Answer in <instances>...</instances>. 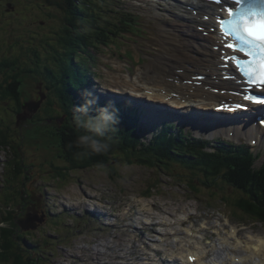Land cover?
<instances>
[{"label":"rangeland","instance_id":"rangeland-1","mask_svg":"<svg viewBox=\"0 0 264 264\" xmlns=\"http://www.w3.org/2000/svg\"><path fill=\"white\" fill-rule=\"evenodd\" d=\"M127 5L133 6L136 5L135 0H125L124 1ZM146 1H144L145 3ZM36 0H16L14 9L9 10L6 8L1 9L0 5V61H4V57L8 58L6 59L7 62L10 64H15V69L19 66H25V63H28L29 60H31V55H27L28 52L32 54V52H35L38 54L39 52H42L41 56L43 55L44 57H47V53H45L43 49V44L48 45L49 42H55L56 39H60L59 37L56 38H50L55 36L53 31V25L55 24L56 30L57 31H63V20L59 18L61 16L60 11L57 13L56 9L53 7L46 6V10L48 11V14L45 11H41L44 9L43 6H37L39 4ZM139 8L140 11H143L144 9H150L147 4H142ZM45 12V14H43ZM54 14V15H52ZM156 16V15H152ZM69 23L66 24L68 26ZM154 29H157L158 34H164L163 30H161L157 25H153ZM165 27V26H164ZM151 31V29H150ZM52 32V33H51ZM27 33H32L31 35H28ZM36 35V37L34 36ZM50 35V37H48ZM159 35V36H160ZM131 38V37H130ZM161 41H162V37ZM134 39L131 40H123L124 44L120 47H117L115 42H111V46L109 48H104V52L102 55V61H101V67L103 68L102 73L104 74L103 77H105L106 81H110L113 85L117 87H125L129 90L130 86L134 83L135 78H133L131 75H136L140 76V72H144L145 74L143 77H146L148 74H153L156 76L154 73V69L158 68V63L156 62V57L153 60V55H155L158 51L157 48L158 46L154 45L152 47H149V51L145 50V48L142 46L143 43L141 42V39H138L137 42L133 41ZM150 43L149 41H147ZM163 42V41H162ZM128 44L133 46V49L128 46ZM132 55L135 54L137 56L136 61L139 62L138 59H144V61H141L143 64L141 65H135L134 62H132L133 57H126V54ZM159 54V53H158ZM125 56V57H124ZM28 58V59H27ZM30 58V59H29ZM162 58L165 59L162 55ZM24 60V61H23ZM88 60L90 61H95L96 58L92 59L90 56H88ZM129 63V64H128ZM112 64H115L113 67ZM131 69V71H129ZM15 70V71H16ZM5 73L3 74H12L9 73V71H3ZM12 72V71H11ZM131 73V74H130ZM147 73V74H146ZM2 74V75H3ZM24 74V73H23ZM21 74V76L23 75ZM20 76V77H21ZM5 77H0V86H4L7 88H3L2 91L0 92L1 95L3 96H10L9 104L3 103L5 100H0V104L3 106H0V118H5L4 120L0 119V124L5 127L7 130H11L13 134L10 137V139L7 138L8 131H4L0 128V144L3 142V145L9 144L10 145V152L14 156L15 162H18L19 164H15L13 166V176L12 180L15 182L14 185L17 186L15 190L16 191V200H19V198L22 196L23 191L31 190L39 194L41 187L46 184H51L55 188H49L48 191L39 194L40 199L44 200V206L48 207L51 211L54 213L60 212L61 208H64L61 202H64L68 206H71V202L74 201V199H62L60 198V195L63 193L67 197L70 194L72 197H74L73 194H77L79 190L84 188V190L91 194V195H96L100 196L103 192H112L114 191L118 196L122 198H126L128 195L132 196L134 194L139 193L140 190H142L145 187V183L143 180V175L142 173L144 172V169L148 171V173L152 174L153 171H149V169L142 167V165H129V164H124L120 163L118 168L116 169V173L113 174V177H110L111 175L108 173V170L104 168L103 170L97 169V165L93 164H86L87 169L85 170H78L76 172H70L68 173V178L69 182L67 185L64 186V189H60L54 184L52 181H49L51 178H53L52 173L48 167L50 164H44L45 161H50L51 163H55V165L59 164H64L66 165L67 163H63L60 161L59 158H57L58 155V150L56 147L58 146V143L56 142V139L54 135L51 132H48V137L45 136L44 138V146L38 144L40 140L43 139V136L35 134L34 132V123L36 121V116L38 115L37 110H29L28 113L30 114L31 117H18V113L21 110H24L26 105L24 102H31L34 100V98L37 97L38 94V88L42 85H40L36 80H34V77L26 76L23 75L21 77V86L19 87V84L13 85L14 88H19L21 90L22 94L20 96L12 98V95L14 94L11 89H9L8 84L6 83V80H4ZM32 81H30V79ZM90 80V77L89 79ZM138 80V79H137ZM143 80L147 81V79ZM150 86L152 85V82H150ZM130 85V86H129ZM130 89L129 91H131ZM55 100V99H53ZM77 106H75L76 109ZM6 112L8 114H6ZM57 112L58 114H54V111L50 112L51 117H49L52 121L56 116H63V109L60 108L57 105ZM10 113V114H9ZM34 116V119L33 117ZM40 117V113H39ZM30 118V119H29ZM33 120V121H32ZM60 125H63L65 120L59 119ZM67 127H69L68 123L66 122ZM50 127H48L49 129ZM66 140L68 139V134L66 131H64ZM35 134V135H34ZM54 141H53V140ZM76 137L71 138V143L73 145L75 142ZM5 142H7L5 144ZM37 143V145H34ZM40 146V147H39ZM80 150L78 148L72 149L73 153L79 152ZM76 156V155H75ZM6 160H12L10 157L9 149L7 147H2L0 148V204L2 205H11L13 206L15 203V200L12 201L10 198V193L7 195V189L6 186L11 184L8 180L9 178L6 177L5 175V161ZM96 162V161H94ZM24 164V165H23ZM32 164H34V168H32ZM21 165V169L23 172H21L19 175L17 173L19 172L18 166ZM93 166V167H92ZM180 167V166H178ZM30 169V175H28L29 171H26L27 169ZM181 168V167H180ZM177 168V169H180ZM146 174V173H145ZM158 173H153V175H157ZM28 176V177H27ZM163 178H166L169 182H173L174 179L172 176H167L163 175ZM30 177V178H29ZM29 178V180H28ZM41 178L47 179L46 181L42 180ZM46 182V183H42ZM52 182V183H51ZM182 183L186 185H190L193 189H196V185H194L191 181V179L186 175V177L183 178ZM24 184V188L22 187ZM81 187H80V186ZM181 189V190H180ZM180 189L175 186L174 189H172V194L175 195L176 197L179 196L180 192L182 194V197L185 199L187 203H190L191 207L193 209L198 210V214L196 217H194L196 225L199 224V221L203 220L204 218L208 219V222L211 224L216 223L217 220H222L225 222V215L223 213L220 214H210L209 208L211 207V204H209V200L204 197V200L206 201H201L197 197V193L193 192L191 195L187 194V187L184 185L180 186ZM12 191V190H11ZM47 193L50 194V198H47ZM148 197L151 196L148 192H141ZM106 196L113 195L111 194H103ZM87 197H91L88 196ZM117 197V196H116ZM166 194L162 193L159 194L158 196L155 195V197H149L146 200L150 202H157L160 204L166 203ZM118 199V198H116ZM25 201V197L21 198L20 203H23ZM156 204V203H155ZM155 204H152L154 208L157 206ZM218 204V205H217ZM215 204L216 208L218 210H225L223 208V202H220ZM93 205V202H91V206ZM214 205V204H213ZM221 207H220V206ZM143 207L146 209H150L148 207V202H143ZM88 209V206L86 208L84 207V210ZM96 209V208H95ZM188 209V204H178L176 207H170L168 208L169 213H175L177 212L178 214H182L183 210ZM212 209V208H211ZM97 211V210H96ZM156 209H154V214L151 216H156L157 215ZM7 212L4 209L0 210V219L3 214H6ZM217 213V212H216ZM15 220L17 223L21 222V220L25 216V208L23 206L22 210L20 212H14ZM95 216V215H94ZM111 218V217H110ZM169 218V216H168ZM56 219V218H55ZM112 219V218H111ZM156 219V218H155ZM160 219H165V218H160ZM229 225L226 226V232L221 230L220 228L217 229L219 232L218 234L215 233L216 229H212V232H208V247L212 246L214 247V241H219L221 239V233L222 235H227V233L231 232L230 228L233 226L238 229L239 233L238 236L240 238H244L243 234L245 235H254L253 238H257V236H264V230L259 229L258 226H250V225H235L234 222L231 221L230 218H227ZM210 220V221H209ZM167 225H161L158 224L157 228L159 232L163 233L162 236L166 237V240L163 238L164 242H161V245H155L156 247L162 248L164 250H167L169 252H164L165 255H168V260L172 261L173 255L177 250L183 249L181 244L178 242H175L172 237L175 236V228L173 225L169 224V219L167 221ZM0 225H3L2 222H0ZM6 225L8 226V230H11L12 234L4 233L3 235H0V264H7V257H8V243L6 242L7 236L10 237L12 240L15 239V230L23 234L21 238V243H23L24 239L29 235L28 230H19L17 228L18 225H12L10 218L6 221ZM53 224L46 225L44 224L43 228L41 226L37 227L34 229V232L32 234V239L34 241H39L42 246L45 245L44 241L42 240L43 238L45 241L48 243L50 240H52L55 237V232L52 229ZM20 226V225H19ZM156 228V229H157ZM6 230V232L8 231ZM0 231L2 229L0 228ZM26 232V234H25ZM170 233V234H169ZM180 237V235H179ZM250 237V236H249ZM147 238H156L154 234L149 233L147 234ZM146 238H143V240ZM234 240L235 237H233ZM250 239V238H249ZM264 237H261V240H263ZM247 240V239H246ZM246 240H237V242L240 243V246L245 247V250L240 249L239 251H236L235 248L234 250L237 252V255L245 253H249L251 251L248 249L249 245H245ZM77 241V240H76ZM137 242H140L139 240H135ZM226 241L223 239V242ZM182 242V239H181ZM229 242H227L228 244ZM261 243V242H260ZM82 245H65V246H59V248L56 250L54 253L53 249L56 248L55 242L52 243L51 245H46L44 249V254L48 256V259L45 264H60L59 261L54 260L53 254L54 255H59L61 253L65 254V257H70L72 256H84V252L81 250ZM161 246V247H160ZM207 246V245H206ZM215 249V247H214ZM213 249V250H214ZM230 249V248H229ZM211 251L210 256H216L217 254L215 251ZM231 250V249H230ZM183 253V251H178L177 256ZM185 253V252H184ZM177 257L176 255H174ZM230 257V254L228 255ZM227 256V258H228ZM61 261V264H88L84 263L83 260L73 261L72 258L70 259H65ZM185 261V260H183ZM44 264V263H43ZM92 264H98L97 262H94Z\"/></svg>","mask_w":264,"mask_h":264},{"label":"bare ground","instance_id":"bare-ground-1","mask_svg":"<svg viewBox=\"0 0 264 264\" xmlns=\"http://www.w3.org/2000/svg\"><path fill=\"white\" fill-rule=\"evenodd\" d=\"M200 3L202 2L200 1ZM200 3L194 2L193 5H196V7L193 5L192 6L193 9H197V11L193 10L190 13V19L192 22L195 23V30L193 31V33L195 34L198 33L197 39H195L194 42L195 43L198 42L200 45L201 43L206 41L211 44L215 41V35L211 31V29H206V28L207 25L210 24L209 15L212 10L211 8L205 5H201ZM200 9L201 12L199 11ZM189 11H190L189 9H186V12ZM205 17L207 18L205 19ZM164 28L167 27L165 26ZM202 28L203 31L205 32L206 30H210V34L207 31L206 34L209 35L204 36L199 31ZM165 36L166 35H164L163 33L160 35V37L163 38L162 39L163 42L165 40L164 39ZM180 41L175 43L174 45L172 42L171 43L166 42L165 48H157V51L159 53L158 55H156L157 58L156 62L158 63V68L154 69V73L156 74V76L154 79L150 80V82H152V85L150 87L152 91L161 89V97H154L152 95H146V96L152 100L161 99L164 102L176 103V105L187 106V107L196 104H197L196 106L202 107L203 105H205V100L215 101L214 99L228 98V96L218 95L214 93V91L212 90L214 88H219L220 86H226L227 84L225 82H221V80L219 81V77H221L222 75L221 73L222 69L219 67V62L217 61V55L211 51V49L209 48L210 46L207 43H203L205 46H201V45L194 46L193 44H191L189 45V48H187ZM175 45L179 48L175 47ZM144 46L149 48L148 45H144ZM161 47H163V45ZM162 55L165 59L162 58ZM219 55L220 54L218 52V56ZM3 71H9V70L4 69ZM196 72H200L208 76L202 86L196 79H194ZM136 79H138V76L136 77ZM30 81L32 80L30 79ZM96 84H98V86L102 85L101 83H96ZM122 100H125V95H122ZM183 112L185 114L188 113L187 111H183ZM158 116L159 115L156 114L155 112H151L148 116V119L153 122L155 121V118ZM183 119L191 122L192 124H195L197 126L196 130H203L204 126L207 125L206 123H203L201 120H190V118H183ZM145 128L150 130V127H145ZM246 131H248V129ZM246 131H243L241 133L247 135V137H250ZM215 134L216 131H213L212 135ZM255 138L263 139L264 135H260V133L259 134L257 133V137ZM87 198H91V197H87ZM86 211L90 212L88 209H86ZM96 212L97 211L95 210V214H94L95 216H96ZM19 230H21V228H19ZM258 241H260L261 244H259ZM245 242H246L245 245L246 244L249 245L248 249L251 250L249 251V253L244 252L243 254L238 256L234 251L227 249L228 250L227 252L222 251L220 252V256L216 257V259H213L215 260V262L208 264H264V239L263 240L247 239ZM228 254H233V255L230 256L229 258H226L225 255L228 256ZM234 255H237L238 257ZM178 256L177 257L174 256V260L177 264H191L187 262V260L183 261L182 253H180ZM203 258L201 260L196 261L194 264H203Z\"/></svg>","mask_w":264,"mask_h":264},{"label":"trees","instance_id":"trees-1","mask_svg":"<svg viewBox=\"0 0 264 264\" xmlns=\"http://www.w3.org/2000/svg\"><path fill=\"white\" fill-rule=\"evenodd\" d=\"M36 1H38V3H35V4H39L37 6L44 7V9L41 11H45L46 6L55 8L57 13L60 11L61 16H59V18H61L64 22L63 28H62L63 32H61L60 35L55 33V35L59 37L61 41L65 42L64 45L67 48L65 58L69 59V63L63 66L60 72V76L58 73L54 78H46V80L48 83L47 84L48 89H51L55 86L56 91L59 95L55 94L56 96H54V99L59 102L62 108H64V113L69 114L68 106H67L69 103L77 100L78 104H81V105L83 104L81 96L78 93L75 94L76 87H80L81 89H83L84 88L83 83H87V79L79 78L77 75V72H79L81 68H84V66H86L85 60H83L80 64H76V66L72 65V62L74 61L73 59H74L75 54L77 53V50L82 46L81 41L83 39H78V37L81 36L83 33L82 28L92 23H96L99 26L102 23H106L109 27L112 24V19L118 25L115 31H119L121 29L126 31L130 27L132 29L137 30L138 25L136 24L134 16L129 11H125L123 14H120L118 17H115L113 15V11L109 10L106 12L107 16H103L98 20H94V15L96 11L102 12L100 8L102 9L104 6H100V5L108 3V2H102V0H36ZM10 2H12V0H10ZM48 11H45V12L48 14ZM45 12L43 14H45ZM89 12L91 13V18L93 19L91 21L87 20ZM67 23H69L68 26H66ZM94 27H95V30H97V26L95 25ZM103 29L104 28H100L98 30L102 31ZM86 31L87 29H84V33ZM99 31L93 32L94 37H99L100 35H102V33H100ZM70 38L72 40H69ZM84 41H86V39H84ZM61 49L63 50V47H59L60 51H62ZM4 65L8 66L9 63L5 61ZM73 91L75 92L72 93ZM49 97L51 100L52 99L51 95ZM55 100H53L54 102H50V101L49 102L53 106L54 105L56 106L57 103L55 102ZM48 110H51V107L48 108ZM47 112L50 113V111H47ZM70 115H71V112H70ZM70 121L72 123H75L74 118H72ZM72 131H74V129ZM1 144H4V143L1 142ZM101 157H103V160L107 163H112L111 161L114 160V158L112 156H109L108 154H102ZM94 160H97L96 157ZM113 167L116 168V164L113 165ZM114 168L110 170L112 173L110 175L113 178L115 176H112V175L115 174V171H116V169ZM251 181H253L252 178H250L249 180L247 179L245 183L242 184V187L244 188L245 191L248 192V194L246 197L247 199H241L240 203L242 207H246L245 208L246 210H250L251 211L250 213L257 215V219L264 223V188H262V190H261V187L258 189L261 191V193L248 190L247 185H248V182H251ZM4 218H6V216H4ZM6 230H8V228H3L2 231H0V235H3L4 233L13 235L11 230H8L7 232ZM6 242L8 243L7 248L10 249L12 252H17V251L21 252L20 259L14 264H35L37 260H40L39 258H36V257L33 258L32 256L26 257L28 261L24 259L23 257L24 255H22L24 250L22 249L20 239L12 240L10 237L7 236ZM23 242L28 243L27 241H23Z\"/></svg>","mask_w":264,"mask_h":264},{"label":"clouds","instance_id":"clouds-1","mask_svg":"<svg viewBox=\"0 0 264 264\" xmlns=\"http://www.w3.org/2000/svg\"><path fill=\"white\" fill-rule=\"evenodd\" d=\"M53 28L54 33L58 34L55 24ZM76 64L78 63L75 61L72 62V65L76 66ZM81 70H84V68H81ZM26 73L28 74V72ZM94 81L95 87H99L96 83H100L101 79H94ZM99 88L97 89L99 90ZM72 93H74V91ZM86 96L90 97L91 94L87 93ZM73 104L77 106L74 112V122L78 130V135L69 134L64 128L63 130L68 134V139L66 140L65 133L63 132V145L68 150L74 149L75 147L78 148L80 150L76 153L78 158L87 157L89 155L97 156L109 152L115 142V133H119L120 135L123 133L122 131L121 133L118 131L119 118L116 115L117 110L115 106L109 102L94 109L93 105L96 104V99L94 97L86 99L82 105L78 104L77 100H75ZM73 137H76L74 142L75 145L71 143V138ZM2 147H5V145L0 144V148ZM97 157L103 158L101 156ZM96 167L98 171L104 169L103 164H98Z\"/></svg>","mask_w":264,"mask_h":264},{"label":"snow or ice","instance_id":"snow-or-ice-1","mask_svg":"<svg viewBox=\"0 0 264 264\" xmlns=\"http://www.w3.org/2000/svg\"><path fill=\"white\" fill-rule=\"evenodd\" d=\"M215 2L219 3L220 0ZM227 15L228 18H221L219 24L221 28L226 26L224 34L234 37L236 41V43H228L227 48L236 52H244V49H248L245 55L257 57L258 70L248 69L249 75L254 74L256 78L249 82L264 86V8L258 10L246 0H234V6L227 9ZM226 59L234 60L237 66H240L238 56H228ZM190 259L195 258L190 257Z\"/></svg>","mask_w":264,"mask_h":264},{"label":"water","instance_id":"water-1","mask_svg":"<svg viewBox=\"0 0 264 264\" xmlns=\"http://www.w3.org/2000/svg\"><path fill=\"white\" fill-rule=\"evenodd\" d=\"M37 107H38V104L34 106V109L36 110ZM24 224H25V223H23V225H24ZM25 225H27V224H25ZM34 226H35V225H34Z\"/></svg>","mask_w":264,"mask_h":264}]
</instances>
